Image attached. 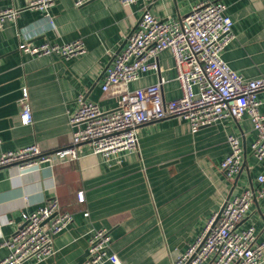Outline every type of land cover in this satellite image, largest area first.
Returning <instances> with one entry per match:
<instances>
[{
  "label": "crops",
  "instance_id": "0c3cea01",
  "mask_svg": "<svg viewBox=\"0 0 264 264\" xmlns=\"http://www.w3.org/2000/svg\"><path fill=\"white\" fill-rule=\"evenodd\" d=\"M204 0H57L51 19L26 5L27 0H0V10L16 9L0 29V152L36 143L45 151L71 143L70 114L80 99L103 110L118 107L119 95L104 92L106 68L126 36L148 8L162 20L181 19ZM234 21L235 39L222 53L231 69L247 79L264 76V0H221ZM134 28V29H133ZM81 39L83 52L66 57L31 55L19 45L64 44ZM173 53H159L158 69L131 82V88L163 81L167 100L182 94ZM28 90L33 120L21 121L20 99ZM264 112V89L258 92ZM244 148L241 171L230 178L221 162L230 152L228 136ZM251 118L227 116L196 132L189 122L170 116L142 125L138 148L119 152L110 161L92 145L78 146L81 157L54 166L0 167V260L8 254L4 239L21 226L23 214L58 197L72 222L54 237L55 252L29 264H87L94 229L107 228L109 251L118 264H175L176 255L203 230L226 200L259 188L263 168L252 153ZM82 192L84 201L78 199ZM88 212V215L85 213ZM240 227L254 226L263 244L264 195L253 199ZM103 264H114L105 261ZM201 264H210L203 262Z\"/></svg>",
  "mask_w": 264,
  "mask_h": 264
},
{
  "label": "built area",
  "instance_id": "2783aa9c",
  "mask_svg": "<svg viewBox=\"0 0 264 264\" xmlns=\"http://www.w3.org/2000/svg\"><path fill=\"white\" fill-rule=\"evenodd\" d=\"M89 0H75L82 5ZM134 1V0H130ZM57 0H27L26 5L44 12L51 19V9ZM17 10H0V29L7 19L15 18ZM234 21L221 0H204L195 4L181 19L162 20L146 8L136 28L130 32L121 51L115 52L106 68L102 90L119 95L118 107L105 111L96 102L80 99L78 108L70 114L73 127L71 143L52 151L33 143L15 150L0 152V167L18 165L22 169L40 164L54 166L81 157L78 146L87 142L94 153L110 161L119 152L138 148L139 128L147 123L174 116L187 120L193 132L212 125L227 116L251 118L255 138L253 155L261 162L258 176L262 186L248 188L226 200L221 214L215 213L203 230L176 255L175 264H261L263 244L256 241L254 226L240 227L253 199L264 195V112L258 92L264 89V76L247 79L230 68L223 59L225 48L235 39ZM23 53L42 55L55 53L72 56L83 52L81 39L53 44L20 43ZM172 51L182 94L173 99L163 97V81L131 88V82L144 73L158 69L159 53ZM28 90L20 99L21 121L33 120ZM230 152L221 162L223 173L232 178L242 168L244 148L236 135L228 136ZM78 199L84 201L82 192ZM88 215V212L85 213ZM73 220L70 211L63 210L58 197L49 198L32 212L23 214L21 226L3 246L8 254L0 264L40 262L55 252L54 237ZM111 233L107 228L94 229L90 237L87 264H118L111 253Z\"/></svg>",
  "mask_w": 264,
  "mask_h": 264
},
{
  "label": "water",
  "instance_id": "95a60500",
  "mask_svg": "<svg viewBox=\"0 0 264 264\" xmlns=\"http://www.w3.org/2000/svg\"><path fill=\"white\" fill-rule=\"evenodd\" d=\"M133 29H134V28H133ZM132 31H133V30H131V32H132ZM125 43H126V40H124V42L121 44V46L119 47V49L117 50V52H119V51L122 50V48L124 47ZM222 208H223V207H222ZM222 208H221L220 211L218 212V215L221 214Z\"/></svg>",
  "mask_w": 264,
  "mask_h": 264
}]
</instances>
